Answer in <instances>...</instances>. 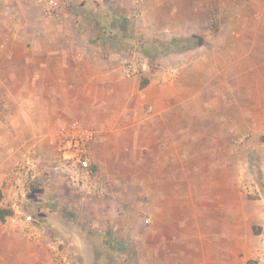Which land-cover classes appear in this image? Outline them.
Masks as SVG:
<instances>
[{
  "label": "rangeland",
  "instance_id": "1",
  "mask_svg": "<svg viewBox=\"0 0 264 264\" xmlns=\"http://www.w3.org/2000/svg\"><path fill=\"white\" fill-rule=\"evenodd\" d=\"M56 1L0 0V264H257L264 0ZM74 122L97 130L85 193L58 163Z\"/></svg>",
  "mask_w": 264,
  "mask_h": 264
},
{
  "label": "built area",
  "instance_id": "2",
  "mask_svg": "<svg viewBox=\"0 0 264 264\" xmlns=\"http://www.w3.org/2000/svg\"><path fill=\"white\" fill-rule=\"evenodd\" d=\"M41 12L45 18L52 19L58 17L60 13L58 2L56 0H44ZM125 72L127 73V77L130 78L135 75L136 68H133L132 65ZM60 138L61 142L58 151L61 156L59 164L62 174L78 192L85 193L91 191L93 185L91 182L96 179L92 173L93 158L91 153V144L96 139V132L78 122H74L63 131ZM30 171L32 169L28 168L26 172L27 176L31 174ZM31 177H33L32 174ZM15 188H17V193L9 206V209L13 212L11 220L17 224L18 230L29 241L38 243L42 239V231L33 222H29V217L27 218L24 207L26 196L25 183L22 181L19 183L18 181ZM248 189V187L244 186V190ZM49 248L52 252L56 253V256L61 255L57 246L49 244ZM255 261L257 264H264V238L257 249ZM64 263L69 264L66 260Z\"/></svg>",
  "mask_w": 264,
  "mask_h": 264
},
{
  "label": "crops",
  "instance_id": "3",
  "mask_svg": "<svg viewBox=\"0 0 264 264\" xmlns=\"http://www.w3.org/2000/svg\"><path fill=\"white\" fill-rule=\"evenodd\" d=\"M84 57H86V56H84ZM85 60H87V61H90V59H86L85 58ZM149 84H150V81H149ZM148 84V85H149ZM167 86H165V85H160V86H158L157 88H158V99H159V101L162 99L163 100V102H165V105L163 106V109L161 110V111H159L158 112V114H160V115H162V114H164V113H168L169 111H171V109L173 110L174 108H175V104H176V96L174 97V101H170V98H169V96H166L165 95V88H166ZM166 96V97H165ZM164 97H165V99H164ZM156 102V101H155ZM88 128H91V127H88ZM95 132H96V134H97V130H95V129H93ZM96 140H97V136H96ZM95 140V141H96ZM59 163V162H58ZM69 183V182H68ZM70 184V183H69ZM70 186H72L71 184H70ZM73 187V186H72ZM74 189V188H73ZM78 192V191H77ZM80 193V192H79ZM26 203V202H25ZM25 205L26 204H24V207H25ZM30 219V218H29ZM20 231L18 230L17 232H15V233H17L19 236H22L21 235V232L19 233ZM23 237V236H22ZM25 240H27V238H25V236L23 237ZM29 243H31V244H33V245H36V244H34L35 242H30L29 240H27Z\"/></svg>",
  "mask_w": 264,
  "mask_h": 264
},
{
  "label": "trees",
  "instance_id": "4",
  "mask_svg": "<svg viewBox=\"0 0 264 264\" xmlns=\"http://www.w3.org/2000/svg\"><path fill=\"white\" fill-rule=\"evenodd\" d=\"M148 84H149V80L145 79L141 82L140 88L144 89L148 86ZM1 199H2V192L0 191V201H1ZM10 215H11L10 211L3 210L0 208V222L1 223H4L6 221V218L9 217Z\"/></svg>",
  "mask_w": 264,
  "mask_h": 264
}]
</instances>
